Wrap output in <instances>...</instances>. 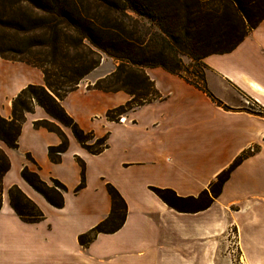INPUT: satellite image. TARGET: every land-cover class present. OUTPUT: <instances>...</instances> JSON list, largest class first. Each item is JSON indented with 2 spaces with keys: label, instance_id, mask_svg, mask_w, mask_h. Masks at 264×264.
Masks as SVG:
<instances>
[{
  "label": "crops",
  "instance_id": "crops-1",
  "mask_svg": "<svg viewBox=\"0 0 264 264\" xmlns=\"http://www.w3.org/2000/svg\"><path fill=\"white\" fill-rule=\"evenodd\" d=\"M204 63L211 77L236 93V103L214 96L230 110L182 78L155 67L145 73L160 98L109 119L106 114L131 97L92 86L112 73L115 65L102 73L99 65L84 77L60 104L81 130L106 139L107 147L97 155L85 150L70 129L41 107L25 115L17 147L0 144L10 164L1 180L0 222L11 250L21 252L24 264H205L206 250L208 256L219 254L221 239L231 226L238 230L246 264H264V117L244 110L239 99L241 93L249 95L264 109V20L232 52L209 56ZM210 79L205 75L209 84ZM27 85H43L40 70L0 59L2 118L10 119L12 99ZM41 120L59 126L67 138L59 163L49 161L47 150L60 139L34 128L33 123ZM252 148L256 152L231 172L220 195L203 211L176 212L151 191L170 189L179 197H196ZM80 162L84 187L74 192L80 183ZM23 167L45 183L54 179L66 188L62 208L52 207L21 178ZM106 184L126 204L124 223L82 247L78 237L109 215ZM12 186L36 205L43 220L29 224L16 216L7 194ZM17 236L22 239L20 246Z\"/></svg>",
  "mask_w": 264,
  "mask_h": 264
},
{
  "label": "trees",
  "instance_id": "trees-1",
  "mask_svg": "<svg viewBox=\"0 0 264 264\" xmlns=\"http://www.w3.org/2000/svg\"><path fill=\"white\" fill-rule=\"evenodd\" d=\"M264 20V0H0V58L25 63L43 75V85H27L11 102V117L0 116V144L17 147L25 115L35 106L61 126L70 129L76 141L90 154H100L106 139L84 132L61 106L63 98L74 91L106 56L116 62L112 73L93 84L104 92L123 91L131 99L106 114L125 111L159 99L145 70L159 67L204 92L224 110H230L206 88L200 69L194 72L203 84L195 85L182 59L201 63L209 56L232 52ZM204 66V65H203ZM34 128L56 134L60 143L49 147L50 162L59 163L68 141L60 127L41 120ZM251 155L242 153L222 172L207 190L196 197H179L170 189L151 188L169 208L179 213L207 209L222 190L231 172ZM31 161L30 157H26ZM7 156L0 147L1 180L9 170ZM80 183L84 187V164L80 162ZM21 178L52 207H63L66 188L57 180L43 182L36 172L23 167ZM110 198L109 215L88 233L78 237L86 247L98 234H111L123 225L126 204L117 190L105 185ZM9 205L24 223H38L42 212L16 186L8 189Z\"/></svg>",
  "mask_w": 264,
  "mask_h": 264
},
{
  "label": "rangeland",
  "instance_id": "rangeland-1",
  "mask_svg": "<svg viewBox=\"0 0 264 264\" xmlns=\"http://www.w3.org/2000/svg\"><path fill=\"white\" fill-rule=\"evenodd\" d=\"M103 57H105L104 58L105 62L101 63L100 68H99V73L106 72L107 70H109L112 67L111 63H113V65L116 66L115 61H113L112 59L106 56H102V58ZM182 61L185 66L184 68L187 69V73L183 72V74L186 77L190 78L191 81L195 85L197 86L203 85L200 79L193 75L195 71H199L198 69H200V71L202 72L204 76V80H205V75H207L208 78H211L210 84L207 82V80H205L204 84L207 90L213 96L219 97L220 95L221 98H223L227 102L236 103V100H235L236 93L234 92V90H232L228 86H224V85L221 86L219 81L217 82V80L211 77L210 74L207 73L209 70H208V67L204 63V60L202 64L190 62L186 58H183ZM239 99L241 101L240 102L241 107L244 110L252 114L264 117V109L260 108L259 104L255 102V100H253L251 96L241 93L239 96ZM220 100L222 101V99ZM255 152H256V149L252 148V149L247 150L246 154L248 153V155L252 156ZM224 236L225 237H222L221 239L219 254H217L215 257L208 256L207 250H206V255L204 258L205 264H211L213 261L216 264H246L245 257L242 255L239 244H238V230L236 229V227L234 226L228 227L227 233ZM17 238H18L17 240L18 246H20L22 239L20 236H17ZM10 242L11 241H9V236L6 237L5 225L0 222V264H24V261H23L24 257L21 256V252L12 251L10 248Z\"/></svg>",
  "mask_w": 264,
  "mask_h": 264
},
{
  "label": "built area",
  "instance_id": "built-area-1",
  "mask_svg": "<svg viewBox=\"0 0 264 264\" xmlns=\"http://www.w3.org/2000/svg\"><path fill=\"white\" fill-rule=\"evenodd\" d=\"M119 121H120V122H123V121H124V119H122V118H121Z\"/></svg>",
  "mask_w": 264,
  "mask_h": 264
}]
</instances>
